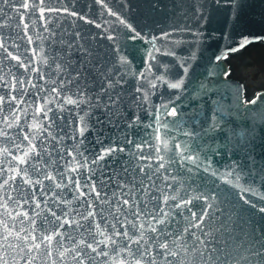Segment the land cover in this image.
<instances>
[{
  "label": "water",
  "instance_id": "obj_1",
  "mask_svg": "<svg viewBox=\"0 0 264 264\" xmlns=\"http://www.w3.org/2000/svg\"><path fill=\"white\" fill-rule=\"evenodd\" d=\"M22 2L0 3V43L7 49H0V96L6 101L9 96L23 98L20 105L0 104V132L6 133L0 135V151L23 155L28 145L23 136L43 119L33 115L45 101L51 111L44 124L57 139H46L47 132L33 128L29 135L36 137L39 155L30 154L19 167L42 184L26 185L18 178L0 189V203L11 194L8 210L27 211L35 224L13 222L3 208L0 220L8 219L17 229H35L32 234L40 237L62 234L51 242L52 255L47 246L31 253L33 264H264V99L245 111V102L264 93V87L248 96L228 61L229 52L264 39V0H45L44 7L58 10L45 13L49 31H44L39 6L25 9ZM109 77L119 83L109 87ZM181 79L182 89L168 87ZM67 97L84 102L65 104ZM109 97L119 99L113 104ZM172 108L176 117L163 115ZM20 109L27 112L19 111L16 123ZM158 109L160 123L169 126L162 130L167 149L154 131ZM213 111L221 114L216 122L222 131H206ZM81 117L88 129L82 137ZM177 142L199 155V167L180 161ZM107 148L123 151L93 164ZM73 156L88 166L68 171ZM17 163L0 155V184ZM230 170L235 173L227 178L231 184L221 178ZM46 174L56 176V182L45 180ZM70 179L78 180L87 195L79 196ZM85 184H95L100 198ZM24 199L29 203L20 207L17 202ZM125 199L131 206L122 204ZM139 209L146 215L137 219ZM52 211L61 222L76 223L60 228ZM89 211L95 216L82 219ZM205 212L209 215L198 220ZM113 224L134 240L143 233L141 243L114 235ZM165 242L167 251L159 247ZM88 244L107 255L93 253ZM26 254L27 248L8 249L9 264H25Z\"/></svg>",
  "mask_w": 264,
  "mask_h": 264
},
{
  "label": "snow or ice",
  "instance_id": "obj_2",
  "mask_svg": "<svg viewBox=\"0 0 264 264\" xmlns=\"http://www.w3.org/2000/svg\"><path fill=\"white\" fill-rule=\"evenodd\" d=\"M22 2V0H21ZM0 3H8V0H0ZM45 4V0H36L35 3H30V2H22V7L25 9H33L35 10L38 6H39V11H40V18L43 19L45 21V28L44 31H49L47 25V18L45 16V13L47 12H53V11H58L57 9H53V8H46L43 5ZM66 11V10H65ZM28 26L25 25V28H27ZM166 36L168 34H165ZM28 42L32 43V37H28ZM0 49H4L5 51H7V49L5 48L4 44L0 43ZM34 54L38 55V53ZM8 56L11 57V59L17 60L18 64L20 63L18 60V57L13 56L11 52L8 53ZM45 62H46V58H45ZM24 67L27 70V65H24ZM59 67V65L57 66ZM32 71H38V69H31ZM185 72L187 73V69H185ZM209 75H212L211 73ZM227 75V73L225 74ZM0 79H3V77H0ZM120 79L122 80L123 77L121 76ZM23 81H20V85L21 87H23ZM29 83H31V81H29ZM119 81H113L111 79V77H109V87H114L116 84H118ZM33 87H37L36 85H32ZM155 85L153 84V87ZM168 87L173 88V89H182L184 87V81L183 79L175 82V83H169ZM203 88V85L201 86ZM16 88V84L13 83L12 84V89L15 90ZM53 91L56 93L57 96L60 95V92L57 91L56 89H53ZM139 91V89L137 90ZM105 94H107V92L105 91ZM81 96H83V93H80ZM119 99V97H117V100ZM264 99V93H258L252 100L250 101H246L245 102V111L248 110V108L250 106L256 105L260 100ZM109 100L111 103H116L117 100H112L111 97H109ZM8 101H12L15 102L17 105H20L21 103H23V98L21 99H17L16 96H9L8 100H5V97L0 96V104H4ZM84 101L81 100H75L72 97H67L64 100L65 104H69V105H77L79 106L80 103H83ZM47 101H45L44 105L41 107H38L33 115V119L35 120L36 117L39 116H43L42 120H37L36 123H34L32 126H30L27 129V132H25L24 136H23V141H27L28 145H27V150L24 151L22 156H13L12 153L10 152V150L8 148H4L2 151H0V155H7V156H11L13 161H17V167L16 168H9L8 172L12 173L11 175L8 176L7 179H3L2 184H0V189L6 188L10 183L15 182L18 178L21 179L23 181L24 184L26 185H32V184H37V185H41L42 182L40 180H36V181H32L30 178H28L27 176V172H25L23 169H21L19 167V165L21 164H25L27 163V161L30 158V154L38 156L39 153L37 152V145H35L33 143V140L36 138L35 136H30L29 133H31L33 131V128L38 129L39 131H43V132H47L48 136L47 138H51L52 140H56L57 137L53 136L52 133L48 130V127L45 126L44 121L48 120V112L51 111V109L47 108ZM165 109L168 108V105H164L163 106ZM19 111H24L25 114L27 112V110L24 109H20L17 111L16 113V123H19L20 121V115H19ZM163 115L167 116H173L176 117L177 116V109L176 108H172L171 111H165L163 113ZM221 114L213 111L212 116L209 118L210 123L208 126V129L206 130L207 132H214L216 130H223L222 125L218 124L216 122V117L220 116ZM81 126L78 128V132L79 135L82 137L84 136V133L88 130L87 126L84 124V118L81 117ZM161 120V114L159 109L157 110V115H156V122L158 124V126L154 129V131L156 132V139L157 141H161L165 147V149L168 148V144L169 141L167 139L162 140V130H168L169 126L167 123H160ZM172 123H175V121H173ZM7 127L11 128L13 127V124L8 123ZM170 131V130H169ZM0 135H6L5 132H0ZM183 135L191 137L193 134L192 133H183ZM235 135V133H234ZM175 139V138H173ZM22 141V143H23ZM14 147H16L17 149H19L20 145H15ZM138 147H142V145H138ZM116 151H123V149H117V148H107L105 149L102 153H100L93 161V164H98L99 161L104 160V158L106 156H111L113 153H115ZM157 152L160 151V148L158 147L156 149ZM175 151L177 156L179 157L180 161H187L191 164L197 165V167H199V165L197 164V161L200 159L198 154H195L191 149H189V146L186 144H181L179 142H177L175 144ZM68 155H71V153H67ZM160 159H162V157H158ZM205 159H207V157H205ZM88 166V162L85 160L84 163H80L76 157H72V161H71V166L68 168V171L71 172H78L80 169L87 167ZM160 168H164V164H160L159 165ZM209 170L208 167L204 168V171L207 172ZM141 171H143V169H141ZM4 173V169L0 168V177H2ZM21 173H23V175H21ZM212 175H217L216 172H213ZM235 175L234 171L230 170L228 171L224 176H222L221 178L225 180L226 183L231 184L232 180L231 179H227L228 177H231ZM45 180H48L50 182H56L57 177L51 174H46L44 176ZM236 179L239 180V176H236ZM69 183H74L75 184V188L76 191L79 193V196H86L87 193L85 191L81 190V184L78 180H69ZM56 188H60L61 187V183H55ZM83 187L88 189V192L91 193H95V196L97 199L100 198V193L97 191L95 184L92 185H87L85 184ZM205 200H207V197H203ZM12 196L11 194H7V198L3 200V203H0V208L4 209V213L3 215H5L8 219H11L13 222L19 221L20 224H23L24 221H30L32 224H35V220H32V218L28 215L27 211H18L15 214H13V212L8 210V205H9V201H12ZM169 199V197L165 196V201L167 202V200ZM171 199H175V197H172ZM191 201H186L185 203H190ZM19 204L20 207H23V205H26L29 203L28 199H24L22 202H17ZM45 204H47V202H45ZM122 204L124 206H131V202L128 199H125L122 201ZM181 205H176V207H180ZM36 207H40V203L37 202L36 203ZM209 208L212 207L211 204H209L208 206ZM123 210V209H121ZM134 215L136 216L137 219H139L140 216H144L146 215L145 211L143 209H139L136 213H134ZM209 215L208 212H205L204 215H201L198 217V220H204L205 216ZM51 216L54 218L55 222L59 223L60 228H64L65 225H71V224H75L76 221L74 220H69V219H64L61 222V217L57 216L56 213L54 211L51 212ZM65 216H67V213H65ZM95 216L94 212L89 211L87 216L82 217V219L84 220H89V218H92ZM8 219H3L0 220V249H3L5 251V255L0 256V264H9L8 258H7V251L8 249H15V248H20L21 251H24L25 248H27V254L24 257L25 259V264H33V262L35 261L36 257L32 256L31 253L34 251H37L39 249H41L42 247H48L49 251L48 254L52 255V252L50 250V245L51 242L53 241L54 237H61L62 234L59 231H56L53 233V235H45L43 237L37 236V235H33L32 233L35 232V229H32V232H29L27 229L20 227L19 229H17L15 227V223L13 224H9ZM152 220H155V223L157 224H162L163 220H156L155 217H152ZM200 225L197 224V227H199ZM96 231L99 233V235L104 236L105 233L103 231L100 230V224H96ZM144 225L141 224L140 228L143 229ZM149 227L150 230L152 232H156L157 229L156 227L152 226L151 222H149ZM111 229L114 233V235L116 236H124L127 237L128 240L131 243L137 244L139 245L141 243V240L143 239V233H141V237L140 239H132L131 236H129V234L127 232H121V231H117L116 230V225L113 224L111 226ZM23 233V235H22ZM106 239L111 240V237H106ZM13 241H18L21 243H13ZM39 241V242H37ZM114 242V241H113ZM83 243V242H82ZM99 243H105L104 240H101ZM22 245V246H21ZM30 245V246H29ZM99 245L97 244V247ZM88 248L92 249L93 253H96L97 255H107V253H103V252H97V248L93 247L92 244H88L87 245ZM159 247L162 249H165L166 251L169 248L168 243H161L159 244ZM67 251V250H66ZM64 253H60L61 256H63ZM170 256H175L176 253L175 252H169L168 253ZM75 259V257H74ZM77 264H81V262L78 260ZM136 264H141V261H137Z\"/></svg>",
  "mask_w": 264,
  "mask_h": 264
},
{
  "label": "rangeland",
  "instance_id": "obj_3",
  "mask_svg": "<svg viewBox=\"0 0 264 264\" xmlns=\"http://www.w3.org/2000/svg\"><path fill=\"white\" fill-rule=\"evenodd\" d=\"M231 59L237 61V64L235 73H230L244 81L247 93L264 87V62L257 60L255 53L243 57L233 55Z\"/></svg>",
  "mask_w": 264,
  "mask_h": 264
},
{
  "label": "trees",
  "instance_id": "obj_4",
  "mask_svg": "<svg viewBox=\"0 0 264 264\" xmlns=\"http://www.w3.org/2000/svg\"><path fill=\"white\" fill-rule=\"evenodd\" d=\"M250 53H255L256 59L264 62V39H258L256 41H252L241 48H238L234 51L229 52L228 61L231 65V73L234 74L236 71L237 61H233L231 56L237 55L238 57L248 56ZM252 95V93H248V96Z\"/></svg>",
  "mask_w": 264,
  "mask_h": 264
},
{
  "label": "flooded vegetation",
  "instance_id": "obj_5",
  "mask_svg": "<svg viewBox=\"0 0 264 264\" xmlns=\"http://www.w3.org/2000/svg\"><path fill=\"white\" fill-rule=\"evenodd\" d=\"M253 94V93H252Z\"/></svg>",
  "mask_w": 264,
  "mask_h": 264
}]
</instances>
